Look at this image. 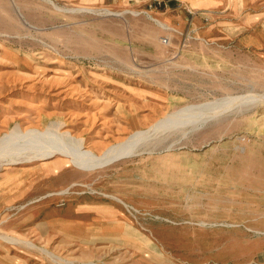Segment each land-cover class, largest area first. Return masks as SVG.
Listing matches in <instances>:
<instances>
[{
  "label": "rangeland",
  "instance_id": "obj_1",
  "mask_svg": "<svg viewBox=\"0 0 264 264\" xmlns=\"http://www.w3.org/2000/svg\"><path fill=\"white\" fill-rule=\"evenodd\" d=\"M232 6L195 9L185 25L169 26L152 0H0V137L60 122L99 152L186 105L264 91V49L202 34V14ZM189 128L89 173L71 164L55 172L58 154L3 163L0 234L70 264H264V233L255 232L264 231V104L184 134ZM73 181L71 193L22 208ZM103 193L140 212L121 205L118 220L100 219L116 203ZM70 200V212L46 215ZM0 264L58 263L0 237Z\"/></svg>",
  "mask_w": 264,
  "mask_h": 264
},
{
  "label": "bare ground",
  "instance_id": "obj_2",
  "mask_svg": "<svg viewBox=\"0 0 264 264\" xmlns=\"http://www.w3.org/2000/svg\"><path fill=\"white\" fill-rule=\"evenodd\" d=\"M85 10L91 12L95 11L94 9H89V8H86ZM104 12L105 13L108 12L111 14L115 13L106 9ZM158 22L163 26H167L165 23L161 22L160 20ZM257 104H264V91L256 92L250 90L242 94H227L223 97L217 98L213 101H208L206 103H202L198 105H193V104L186 105L185 107L180 108V110L165 114L163 117L156 120L147 128L137 129L131 134H129L125 139L107 145L104 149H102L99 152L92 149H85L83 137L74 136L68 130L61 131L60 122L52 121V123L49 126H46L44 130H39L37 128H29L25 132H21L19 130V126H15L11 131L3 134L0 137V166L3 163L28 161L37 158L54 156L58 154L61 156L62 159L60 162L55 163L54 166L52 167L54 169L55 168L57 169L55 170V172L56 171L58 172L62 167L66 166L67 164H71L81 172L89 173L96 169L106 167L123 158L145 153V151L149 153L151 150L150 146L156 144L157 141L161 139V135L170 128L179 129L189 125L190 128L184 131V134H187L193 131L194 129H198L202 127L205 124L212 123L217 120L220 121V119L222 120L223 118L232 114L241 113L244 110L249 109ZM19 139H22V141H19ZM19 150H21V152H18ZM12 174L13 175H8V177L4 178V183L6 184L7 182L13 183L15 181L16 175L14 173ZM77 184H78L77 182L73 181L71 183L66 184L64 187L60 189L54 191H46L45 193L39 194L35 196V198L31 200L29 203L27 202L28 204L22 208H26L30 204L33 205V203L36 201L40 202V200L46 199L47 197H51V196L53 197L56 195L62 196L65 194H69L71 193L72 188H74ZM31 191H33L32 188L30 192ZM103 194L113 199L116 203H113L112 201L109 202L110 206H108L105 210H103L102 214L100 213V219L109 220L114 218L115 220H118L116 219L115 216H117L116 215L118 213L117 209H120L121 205H123L129 212H131L132 215L135 214L134 212L136 213L140 212L138 208L129 204L126 200H124L120 196L107 194V193H103ZM72 200L69 201L68 206L66 207L65 210L60 211L59 209L57 210L51 208L50 212L47 213L48 210L45 212L47 213L46 215L52 216L53 214L56 215L60 213L64 214L66 212H70L71 210L74 209L72 205L73 202ZM32 208L33 207H31V209ZM195 224L201 226L216 225V224L236 226V224L228 223V222L219 223V222L199 221V222H195ZM248 229L252 230V228L250 227ZM255 232L264 233L263 230H255ZM151 235L152 237H150V240L152 239L154 241L153 238H157V237H155L152 232ZM0 237L1 239L11 244L24 243L27 246L36 248L37 250L39 249L40 252H42L44 255H46L53 261L57 262L58 264H70V261L61 258L52 251L44 247L37 246L32 242L24 241L23 239L15 238L3 234H0ZM139 237L141 238V236ZM217 252H218L217 256L220 255L221 257L233 256L232 254L234 253L236 254L235 250L233 252L231 250H226V249L225 250L220 249V251L218 250ZM155 253L157 252L154 251V254ZM237 253L238 254L242 253V250L237 249ZM144 258L147 259L148 256ZM91 264H95V263H91Z\"/></svg>",
  "mask_w": 264,
  "mask_h": 264
},
{
  "label": "crops",
  "instance_id": "obj_3",
  "mask_svg": "<svg viewBox=\"0 0 264 264\" xmlns=\"http://www.w3.org/2000/svg\"><path fill=\"white\" fill-rule=\"evenodd\" d=\"M230 2L233 6L226 14L215 12L201 15L203 36L215 38L212 41L218 44H238L244 49H264V0H171L166 7L156 12V16L169 26H183L188 21L189 14L193 13L192 10H225L223 7Z\"/></svg>",
  "mask_w": 264,
  "mask_h": 264
},
{
  "label": "built area",
  "instance_id": "obj_4",
  "mask_svg": "<svg viewBox=\"0 0 264 264\" xmlns=\"http://www.w3.org/2000/svg\"><path fill=\"white\" fill-rule=\"evenodd\" d=\"M157 6H160V7H166V4L171 1V0H152ZM161 41L163 43H167V38H162Z\"/></svg>",
  "mask_w": 264,
  "mask_h": 264
}]
</instances>
